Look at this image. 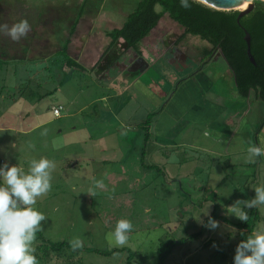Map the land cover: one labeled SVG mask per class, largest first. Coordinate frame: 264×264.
<instances>
[{"label": "rangeland", "instance_id": "obj_1", "mask_svg": "<svg viewBox=\"0 0 264 264\" xmlns=\"http://www.w3.org/2000/svg\"><path fill=\"white\" fill-rule=\"evenodd\" d=\"M83 1L86 9L99 10L94 17L98 33L110 28L107 17L121 25L125 19L118 11L132 13L140 0H0V25L10 28L22 19L30 25L18 40L0 28V165L3 160L27 172L32 159L44 157L54 163L50 189L31 207L44 215L39 230L47 239L81 241L83 252L73 257L75 264H128V251L144 257L129 264H159L162 241L194 233L200 236L174 248L164 264H209L221 245L234 263L239 238L230 222L239 219L230 208L248 213L245 202L255 199L256 187L264 186V155L246 151L238 157L198 160L188 151L185 164L172 159L164 167L149 146L142 158L144 131L139 123L146 118V100L137 94V103L117 116L107 104L93 102L111 93L105 84L88 72L64 69L66 56L59 51L68 29L79 19ZM88 21L87 17L81 23L82 33L87 32ZM193 41L190 51L212 50L209 43L203 47L199 37ZM162 67L166 71L161 80L167 87L173 72L164 62ZM232 83L230 98L236 93ZM119 100L109 103L117 106ZM126 100L123 94V105ZM247 101L245 144L258 147L259 134V146L264 148V102L254 91ZM59 105L61 117H55L53 109ZM126 113H131V120ZM155 163L157 167L150 168ZM255 207L257 234L264 232V204ZM209 218L218 222L216 228L208 226ZM119 219L133 225L123 246L108 238ZM114 249L124 251L111 252Z\"/></svg>", "mask_w": 264, "mask_h": 264}, {"label": "crops", "instance_id": "obj_2", "mask_svg": "<svg viewBox=\"0 0 264 264\" xmlns=\"http://www.w3.org/2000/svg\"><path fill=\"white\" fill-rule=\"evenodd\" d=\"M82 4V15L75 30L71 33L72 27L68 29L61 46L62 49L67 44L68 57L77 62L80 68L70 67L65 62L64 69L88 72L96 81L105 84L111 93L103 94L93 102L107 104L111 113L113 108L117 116L130 104L137 103V94L146 100L148 111L139 126L145 136L144 123L151 118L150 136L147 142L143 138L142 158L149 146L164 167L172 159H176L179 165L185 164L188 151L191 157L198 160L201 157H238L248 151L244 128L249 123L250 101L247 100H250V95L244 97L239 94L234 76L220 52L209 55L208 49L200 54L190 51V47L196 43L193 41L195 36L187 35L180 40L185 30L167 14L140 42L136 52L128 48L122 39L114 43L108 36L111 31L123 26L130 13L118 11L125 19L121 25H115L118 22L114 17H107L105 22L111 25L110 28L95 33L99 10L86 9L85 1ZM156 10L160 12L161 8L157 7ZM87 17L91 22L87 23V32L82 33L80 25ZM202 42H205L202 46L206 47L208 42ZM162 62L170 66L173 72L170 75L172 81L168 82L167 87L161 80L166 71L163 67L159 69ZM145 79L150 81L147 83ZM118 80L121 81L119 86L116 85ZM231 81L236 93L230 98ZM123 94L127 97L124 105L121 101ZM118 98V105L111 106L110 100ZM58 107L63 110L62 105ZM127 116L126 119H132L131 113ZM259 143L258 134V147ZM225 166L230 168L235 164Z\"/></svg>", "mask_w": 264, "mask_h": 264}, {"label": "trees", "instance_id": "obj_3", "mask_svg": "<svg viewBox=\"0 0 264 264\" xmlns=\"http://www.w3.org/2000/svg\"><path fill=\"white\" fill-rule=\"evenodd\" d=\"M190 7H181L180 0H141L136 9L130 13L120 29L109 33V37L115 43L122 39L126 46L134 51L139 50L140 42L147 37L158 25L164 15L169 17L184 28V35L199 37L212 46L209 55L218 51L228 64L234 76L236 87L240 95L248 97L252 91L257 99L264 102V2L255 1L254 8L239 21V10L221 11L211 8L199 1L188 0ZM157 7L161 11L156 10ZM82 10L79 17L81 16ZM78 20L72 26L71 33L75 30ZM250 35V51L256 64L250 61L248 56V45L245 40L246 34ZM65 56V62L73 68H80V65L67 55V44L59 51ZM148 118L144 123V140H149ZM151 166L150 168H156ZM247 221L230 222L238 230L239 244L255 235L259 213L255 206L250 207L247 213ZM200 233H194L187 238L169 241H162L158 247L159 264H164L172 254L174 248L195 240ZM34 255L37 262L41 264H75L74 256H79L82 248H73L69 242H52L47 239L38 229L35 235ZM213 243L214 241L211 240ZM123 249H114L111 252H123ZM109 253V252H108ZM104 254V253H103ZM128 264L134 258L144 257L136 252L128 251ZM250 254V253H248ZM209 264H234L229 262V253L224 247L219 246L209 257Z\"/></svg>", "mask_w": 264, "mask_h": 264}, {"label": "clouds", "instance_id": "obj_4", "mask_svg": "<svg viewBox=\"0 0 264 264\" xmlns=\"http://www.w3.org/2000/svg\"><path fill=\"white\" fill-rule=\"evenodd\" d=\"M180 4L184 8L190 7L188 0H180ZM0 28H7V35L12 40H18L26 35L30 25L22 19L10 28L7 25H0ZM248 151L252 156L264 155V148L250 147ZM53 167L54 163L44 157L32 159L27 172L8 163L0 165V264H38L31 243L40 221L45 217L31 205L50 189V170ZM255 190V199L245 202L248 207L264 204V186ZM230 209L239 220L247 221L246 212L234 206ZM208 226L214 229L218 222L209 218ZM132 227L130 220L119 219L114 230L108 233L110 242L115 246L125 245ZM70 243L74 249L81 246L78 238ZM234 264H264V232L249 237L237 246Z\"/></svg>", "mask_w": 264, "mask_h": 264}, {"label": "water", "instance_id": "obj_5", "mask_svg": "<svg viewBox=\"0 0 264 264\" xmlns=\"http://www.w3.org/2000/svg\"><path fill=\"white\" fill-rule=\"evenodd\" d=\"M199 1L203 4H206L208 6H210L212 8H215L217 10H221V11H231V10H239L240 14L238 16V21L246 14H248L253 8H254V0H196ZM250 2L251 5L248 8L245 9H237L236 7H238L239 5H241L244 2ZM262 2H264V0H261ZM245 40L247 42L248 45V56L250 58V61L253 64H256L253 56L251 55V51H250V45H251V38L250 35L247 33L245 36Z\"/></svg>", "mask_w": 264, "mask_h": 264}, {"label": "built area", "instance_id": "obj_6", "mask_svg": "<svg viewBox=\"0 0 264 264\" xmlns=\"http://www.w3.org/2000/svg\"><path fill=\"white\" fill-rule=\"evenodd\" d=\"M61 110H62V107H56V108H54V109H53V113H54V115H55L56 117H60V115H61ZM4 163H6V162L1 161V165L4 164Z\"/></svg>", "mask_w": 264, "mask_h": 264}, {"label": "bare ground", "instance_id": "obj_7", "mask_svg": "<svg viewBox=\"0 0 264 264\" xmlns=\"http://www.w3.org/2000/svg\"><path fill=\"white\" fill-rule=\"evenodd\" d=\"M251 3L248 1V2H244L242 3L241 5H239L238 7H236L237 9H245V8H248L250 7ZM213 7V5H210Z\"/></svg>", "mask_w": 264, "mask_h": 264}]
</instances>
